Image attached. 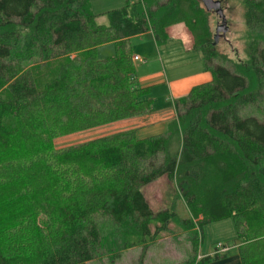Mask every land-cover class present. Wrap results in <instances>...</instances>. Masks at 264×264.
I'll return each instance as SVG.
<instances>
[{
	"label": "trees",
	"instance_id": "obj_1",
	"mask_svg": "<svg viewBox=\"0 0 264 264\" xmlns=\"http://www.w3.org/2000/svg\"><path fill=\"white\" fill-rule=\"evenodd\" d=\"M240 1L246 58L237 61L218 53L199 0L126 1L103 14L91 0H0V264L113 263L172 221L203 235L227 219L228 251L240 264H264V0ZM179 24L213 78L173 102L166 132L56 150L54 138L151 112L128 41L152 32L162 45ZM108 43L114 55L98 58ZM162 176L190 219L150 208L141 188ZM12 187L20 191L8 199Z\"/></svg>",
	"mask_w": 264,
	"mask_h": 264
},
{
	"label": "rangeland",
	"instance_id": "obj_2",
	"mask_svg": "<svg viewBox=\"0 0 264 264\" xmlns=\"http://www.w3.org/2000/svg\"><path fill=\"white\" fill-rule=\"evenodd\" d=\"M126 1L133 2L134 0H94V6H91V10L95 14H103L105 11L119 9ZM217 1L221 3L227 32L224 35L219 33V38L215 47L218 50V53L224 54L228 58L230 57L237 61L244 60L246 56L244 54L245 50L242 38L244 30L243 5L240 0ZM207 20L210 26L211 39L214 44L215 29L221 25V20L215 12H209L207 14ZM97 23L106 25V17L102 15L99 16L97 18ZM177 30L176 27L170 29L172 39L170 40L169 45L162 49L165 50V52H168V55L174 52H181L180 54H182L183 57H186L184 51L188 50L186 53L187 56H189L194 52V43L192 40L187 39L188 49H185V42L182 41L183 39L180 40L175 38ZM114 52L115 48L113 46L105 45L102 49L97 51V57L100 59H107L112 57ZM166 62L167 60L164 58L165 65ZM187 62L188 60L182 61V63ZM202 62L203 64L205 63L204 61ZM108 133H110V130L106 129L81 131L54 138L52 144L56 150H59L91 141L96 139V137ZM14 191L20 190L16 187L10 188V192L7 191L6 198L10 199V195H15ZM141 191L154 213L173 209L179 220L191 218L183 199H181L177 191L175 182H171L166 176H162L152 183L143 186ZM153 228L154 224L151 225V230H153ZM194 233L196 234L198 241L197 248L192 244ZM234 240L235 231L230 219L205 225L203 228V235L200 231L196 232V229L184 228L179 222L172 221L168 223L167 230L160 233L157 239L145 244V249L144 246L127 249L120 253L113 263L109 262L108 256H102L88 264H187V262L193 259H198L201 256L200 253L208 251L211 253L213 248L214 251H216L218 245H231Z\"/></svg>",
	"mask_w": 264,
	"mask_h": 264
},
{
	"label": "crops",
	"instance_id": "obj_3",
	"mask_svg": "<svg viewBox=\"0 0 264 264\" xmlns=\"http://www.w3.org/2000/svg\"><path fill=\"white\" fill-rule=\"evenodd\" d=\"M93 3L94 0L91 1L90 6H94ZM174 27L178 29L177 33H175V38L183 39L182 41L185 42L184 47L188 49L187 39L191 40V38L185 31L184 26L179 24L172 26L170 29ZM170 29L168 30L169 39L162 45H157L152 32L131 37L128 41L132 53V68L137 82L141 87L149 90L151 112L86 131H95L96 129L110 130V133L99 137L135 131L136 138L139 140L162 135L167 130V123L176 117L173 102L189 94L194 87L212 81V73L206 68L205 63L203 64L202 61L204 60L199 51L194 50L192 54L187 56L186 52L188 50H185L186 57H183L180 54L181 52H174L168 55V52L162 49L167 47L172 39ZM105 45L114 47V43ZM105 45L97 47V51ZM133 56L142 58L144 62H133ZM164 58L167 60L166 65ZM183 60H188V62L182 63ZM234 250L228 251L229 255L227 257L207 264H240V259ZM208 252L200 253V257L213 256L215 254L214 248L211 253Z\"/></svg>",
	"mask_w": 264,
	"mask_h": 264
},
{
	"label": "water",
	"instance_id": "obj_4",
	"mask_svg": "<svg viewBox=\"0 0 264 264\" xmlns=\"http://www.w3.org/2000/svg\"><path fill=\"white\" fill-rule=\"evenodd\" d=\"M205 10L207 12H215L220 20H221V25H219L215 29V35H214V45L217 43L218 38H219V33H222L224 35L227 32V27L225 25V16L223 13V10L221 8V3L217 0H199Z\"/></svg>",
	"mask_w": 264,
	"mask_h": 264
},
{
	"label": "built area",
	"instance_id": "obj_5",
	"mask_svg": "<svg viewBox=\"0 0 264 264\" xmlns=\"http://www.w3.org/2000/svg\"><path fill=\"white\" fill-rule=\"evenodd\" d=\"M132 61H133V62H144V60L141 59V58L138 57V56H133ZM226 251H228V247H227V246H224V245H218V246H217V249H216V251H215V254H223V253H225ZM199 258H201V257H199Z\"/></svg>",
	"mask_w": 264,
	"mask_h": 264
}]
</instances>
